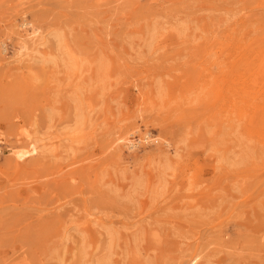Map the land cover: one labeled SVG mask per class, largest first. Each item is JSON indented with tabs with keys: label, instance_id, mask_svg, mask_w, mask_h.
Returning <instances> with one entry per match:
<instances>
[{
	"label": "rangeland",
	"instance_id": "374dc122",
	"mask_svg": "<svg viewBox=\"0 0 264 264\" xmlns=\"http://www.w3.org/2000/svg\"><path fill=\"white\" fill-rule=\"evenodd\" d=\"M24 19L44 33L64 29L86 59L83 98L93 109L94 133L75 155L59 148L55 158L36 155L17 169L10 147L20 128L35 118L45 129L54 107L57 132L75 114L64 75L15 59L13 36ZM179 21L187 24L182 35L175 31ZM153 26L159 34L151 48L145 34ZM261 26L264 0H0V137L9 139L0 141V264H86L82 243L87 264H96L106 239L89 232L100 219L119 228L122 240L131 237L116 248V264H190L194 254L197 264H264V143L230 107L228 96L242 93L241 81L220 96L223 82L234 85L242 67L239 43H250ZM261 43L246 49L259 64L264 53L256 57L253 49ZM101 58L105 85L96 79ZM248 90L264 113L262 96ZM152 93L158 107L138 101ZM146 132L171 146L129 151L113 143L119 135L138 141ZM162 154L175 166L164 198L149 201L147 210L144 198L121 199L127 182L121 176L152 170L138 160ZM100 174L119 191L100 186Z\"/></svg>",
	"mask_w": 264,
	"mask_h": 264
},
{
	"label": "bare ground",
	"instance_id": "6f19581e",
	"mask_svg": "<svg viewBox=\"0 0 264 264\" xmlns=\"http://www.w3.org/2000/svg\"><path fill=\"white\" fill-rule=\"evenodd\" d=\"M21 30H16L14 32L15 44L14 49L16 50L15 59L22 62V60H29L32 63H39L46 66H51L55 72L61 73L68 79V86L71 87L70 94H68V99L74 104V121L70 125L62 127L59 131L55 132V123L54 117L56 114V109L52 107L48 116L47 126L45 129H41L36 123L34 118L30 123V126H23L22 129H19L17 142L14 145H11V154L14 159L17 169L22 168L23 163L27 159L32 158L36 155L41 156L43 159L55 158L56 153L59 148L64 149L66 153L77 154L80 150V147L85 145L90 138L92 137L94 131L93 123L91 120V113L93 109L85 103L84 106V83H85V72L89 71L86 69L87 61L85 58L81 57L72 47L69 45L67 40L66 31L62 28H56L49 33L41 32L39 28H36L32 21L24 19L20 25ZM187 24L184 21H179L175 26V31L180 35L184 34L187 31ZM252 40L250 43L247 41L240 42L238 48L240 49V56L242 57L241 68L239 69L238 76L232 81H241L240 84L243 88L242 93L236 94L232 91L233 86L238 85H229L225 88V83L223 82L222 90L220 96H227L226 91H232L228 100H230V107L233 108V113L239 110L238 116L240 119L246 120V130L250 132L251 135L258 137L260 141L264 143V113H261L257 105L253 104L255 97H250V92L248 89H252L253 94L257 97L258 95L262 96L264 103V60L259 64V62L251 61V57L246 56V49L256 42H264V27H257ZM13 33V32H12ZM11 33V34H12ZM44 34V35H43ZM159 34L157 28L154 26L147 31L145 37L148 38L145 42V45L148 47H153L156 43ZM48 37H51L52 40H48ZM11 39V38H10ZM51 41V42H50ZM51 43L52 49L46 53H42L39 50V47L46 46ZM8 42H4L1 46L2 53H6L8 50ZM254 55L256 57L264 53V43L255 47ZM252 55V56H254ZM29 57V58H28ZM28 58V59H27ZM6 59V58H5ZM103 59L101 58L97 65L99 67L97 72V80L100 85L106 84L107 73L105 71L106 65H103ZM251 61V62H250ZM84 70H86L84 72ZM229 75L228 73L226 76ZM244 76H246L244 78ZM26 83L29 84L27 80ZM205 85H210L209 80L205 82ZM160 89V88H159ZM159 95L162 97L163 90L159 91ZM152 100L153 106L158 107L160 105V97L154 96L153 93L148 96L140 95L138 101ZM88 109H85V108ZM264 109V106H262ZM238 108V110H236ZM237 113V112H236ZM17 132V130H14ZM13 132V133H14ZM0 141L8 144L9 139L5 135L0 137ZM160 142L166 146H171V141L165 137H151L149 132H146L143 136L140 137L138 141L128 138L125 135H119L113 143L116 145H122L126 147L129 151H137L140 147L146 146V144ZM244 145V144H243ZM15 146V147H14ZM138 164L141 166H147L152 170L143 171H132L133 174L131 177L121 176L124 181L122 190L119 191L117 186L112 182L106 181L105 174H100L98 178V184L102 187H108L110 192H118V196L126 202H134L135 199L144 198L143 206L147 210L148 202L152 204L156 203L164 198L166 195V186L167 178L171 176L175 170L173 160L167 155L162 154L160 157H155L153 155H147L142 159L138 160ZM235 165V163H233ZM250 170V171H249ZM253 170L251 167H247L246 170H243L247 173H250ZM123 174V172H122ZM113 184V186H112ZM122 187V186H120ZM227 192L231 191V187L225 189ZM122 191V192H121ZM219 196H222L219 194ZM218 196V197H219ZM95 211V210H93ZM90 215V212H89ZM94 213H92V216ZM105 217V216H104ZM106 221L93 220V227L91 232H89L95 239H97L98 234L104 236L106 242L104 244V250L106 251L105 255L102 258H99L96 261V264H116L113 260L116 255V248L122 243H128L131 237L125 236L122 240L120 237V229L116 226H113L112 223L106 224ZM71 225H73L74 230L80 231V225L74 220H71ZM148 232V229L145 231ZM98 233V234H97ZM149 238L152 240L156 233L153 232L148 234ZM82 243L81 247L85 250L83 259L85 263L91 262L92 260L88 259L87 248H84ZM97 248V247H96ZM200 259V255L194 254L190 259V264H197Z\"/></svg>",
	"mask_w": 264,
	"mask_h": 264
}]
</instances>
